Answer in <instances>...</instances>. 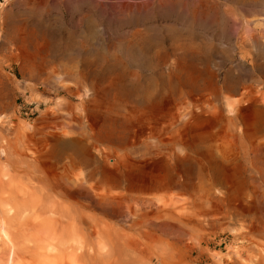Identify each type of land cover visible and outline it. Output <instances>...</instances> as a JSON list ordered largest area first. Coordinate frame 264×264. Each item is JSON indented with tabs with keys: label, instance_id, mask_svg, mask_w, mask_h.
Masks as SVG:
<instances>
[{
	"label": "rangeland",
	"instance_id": "obj_1",
	"mask_svg": "<svg viewBox=\"0 0 264 264\" xmlns=\"http://www.w3.org/2000/svg\"><path fill=\"white\" fill-rule=\"evenodd\" d=\"M0 130L3 209L36 174L91 185L43 255L6 207L0 264H264V0H8Z\"/></svg>",
	"mask_w": 264,
	"mask_h": 264
},
{
	"label": "bare ground",
	"instance_id": "obj_2",
	"mask_svg": "<svg viewBox=\"0 0 264 264\" xmlns=\"http://www.w3.org/2000/svg\"><path fill=\"white\" fill-rule=\"evenodd\" d=\"M245 95V94H244ZM243 97V96H242ZM243 99V98H242ZM229 100V99H228ZM230 107V109H233L234 107H233V104H230L229 105ZM232 112V111H231ZM231 118H233V117H231ZM232 121V120H231ZM2 126V125H1ZM4 126V125H3ZM2 126V127H3ZM5 127V126H4ZM4 127H3V129H4ZM30 128H32V127H30ZM30 128H28V129H30ZM2 129V128H1ZM1 131V130H0ZM6 133H8V132H6ZM0 139H1V137H0ZM17 141L18 140H16V142H15V144H17ZM119 141V140H118ZM0 142H2V141H0ZM4 143V142H3ZM111 143V142H110ZM138 143V142H137ZM47 144V143H46ZM47 146H48V144H47ZM120 146V145H119ZM44 148H45V146H44ZM1 149V148H0ZM46 149V148H45ZM44 149V150H45ZM49 149V148H48ZM44 150H42V151H44ZM41 151V150H40ZM61 151V150H60ZM45 152V151H44ZM58 152H59V150H58ZM59 154V153H58ZM108 154V153H107ZM39 155V154H38ZM82 155H83V153H82ZM86 155V154H85ZM40 156V155H39ZM49 156H51V155H49ZM59 156V155H58ZM66 156V155H65ZM79 156V155H78ZM108 156H110V155H108ZM178 156V155H177ZM53 157V156H52ZM64 157V156H63ZM100 157V156H99ZM98 157V158H99ZM186 157V156H185ZM38 158V157H37ZM59 158V157H58ZM66 158V157H65ZM81 158V157H80ZM98 158H96V157H94V156H86V157H84V156H82V161L84 162V163H87L88 165H94L93 167L97 170L98 168H96L97 166L96 165H98V164H100L101 162V160L100 159H98ZM104 158H106V156H104ZM112 158V157H111ZM177 158V157H176ZM188 158V157H187ZM189 158H190V156H189ZM62 159V158H61ZM102 159V158H101ZM108 159H110V158H108ZM75 160H77V158L75 159ZM177 160L179 161V159L177 158ZM185 160H186V158H185ZM78 161H79V159H78ZM81 161V160H80ZM81 161V162H82ZM105 161V160H104ZM107 161V160H106ZM181 161V160H180ZM182 161H183V159H182ZM182 161L180 162V163H182ZM188 162V161H187ZM186 162V163H187ZM189 162H190V160H189ZM188 162V163H189ZM75 163V162H74ZM190 164H192V163H190ZM193 165V164H192ZM41 166V165H40ZM183 166H184V164H183ZM36 167H38V166H36ZM35 167V168H36ZM193 167V166H192ZM39 168V167H38ZM36 169V170H39V169ZM187 168V167H186ZM29 171V170H28ZM35 171V170H34ZM33 171V172H34ZM39 171H41V170H39ZM188 171H190V170H188ZM32 172V171H31ZM31 172H29V174L30 175H32V173ZM43 172H45L44 170H43ZM42 172V173H43ZM90 172V171H89ZM35 173V172H34ZM38 173V172H37ZM46 173V172H45ZM27 174V173H26ZM25 174V176L26 177H28V175H26ZM47 174V173H46ZM45 174V175H46ZM49 174V173H48ZM47 174V175H48ZM88 174V173H87ZM97 174V173H96ZM95 173H94V171H93V169H92V172H90V174H89V178L90 179H92L95 175H96ZM98 174H99V172H98ZM109 174V173H108ZM113 174H116V173H113ZM9 175V174H8ZM35 175V174H34ZM37 175H39V174H36L34 177L35 178H37V181H38V184H36V186L35 187H33V190L31 191V193L29 192V194H30V197L26 200H24L23 201V199H24V197H22V195H20L19 197L21 198H19L21 201H23V202H20V203H18L19 202V200H17L18 202H17V204L15 203L16 202V197H15V195H14V200H15V204H11V202L9 201V197L7 198V196L5 197L4 196V199L5 198H7V199H5V200H8L7 201V203H6V201H5V207H4V209H6V207H7V216H5L6 214H4L5 212H6V210H4L3 209V204H1V203H3V201H1V203H0V216H5V218L6 217H8V215H11L12 217H15L16 219H17V221H18V223H19V225H18V227H19V229L17 228V230L19 231V233L21 234V235H25L27 238H29V240H34L35 241V247L36 248H40L39 250L37 249V251H39V252H41V251H44V250H41V248H46L48 245L50 246V245H52V244H54L55 243V241H61V240H59V239H63L64 237L66 238H68V236L69 235H71V239H72V235H74V234H70L71 233V230H72V224L73 223H71L70 222V220H69V216H70V213L69 214H66V212L65 213H61L60 215L59 214H57L58 212H59V206H57V204H59L60 206H61V201H59V203L57 202V204H56V201L53 199L54 197H58L59 195H60V197H61V199H62V197H64V200H69V198H71L70 197V191H72L73 190V188H75L77 185H73V183L74 182H76V183H78V188L80 189V190H84V191H86L87 192V194L88 193H90V189H91V185L89 186L88 185V187H90V189L86 186V184H85V182H82V181H84L83 179H81L82 181L80 182V180H79V182L77 181V179H76V181H74L73 183H72V186H74V187H72L71 185H70V181H69V179H68V177L66 178V176H65V178L64 177H62V179H60L59 181H57V179H58V177H56L57 179L55 180V179H50L51 177L50 176H43L42 177V174L41 175H39V177H37ZM44 175V174H43ZM10 176V175H9ZM87 176V175H86ZM106 176V175H105ZM184 176V175H183ZM182 176V177H183ZM5 177V176H4ZM4 177L2 178V179H4ZM7 177V176H6ZM5 177V178H6ZM11 177H12V175H11ZM30 178H32L31 176H29ZM100 177V176H99ZM186 177V176H185ZM8 178V177H7ZM29 178V179H30ZM70 178H72L71 176H70ZM81 178V177H80ZM85 178V177H84ZM28 179V180H29ZM33 179V178H32ZM79 179V178H78ZM88 179V178H87ZM97 179H99L98 177H97ZM11 181V178L9 177V179H8V181ZM17 180V179H16ZM34 180H36V179H34ZM71 180V179H70ZM114 180V179H113ZM187 180V179H186ZM9 181V182H10ZM13 181V180H12ZM14 181H15V179H14ZM72 181V180H71ZM89 181H91V180H89ZM183 181H185V180H183ZM32 182H33V180H32ZM35 182V181H34ZM95 182V181H94ZM19 183V182H18ZM188 184V181H186V182H182L181 180H180V178H178V177H175V178H172V185H174V186H181V185H185V184ZM5 184H7L6 183V180H5ZM5 184H4V182H3V185H2V188H3V190L5 189L4 188V186H5ZM12 184V183H11ZM29 184H31V183H29ZM28 184V185H29ZM35 184V183H34ZM8 185V184H7ZM28 185L26 186V187H28ZM33 184H31V186H32ZM10 186V185H9ZM9 186H7L8 187V189H10L9 188ZM186 186V185H185ZM1 187V186H0ZM6 187V186H5ZM21 187V186H20ZM24 187H25V185H24ZM30 187V186H29ZM28 187V188H29ZM72 187V188H71ZM93 187V186H92ZM31 188V187H30ZM29 188V189H30ZM7 189V188H6ZM21 189H22V187H21ZM2 190V189H1ZM0 190V191H1ZM10 190H12V189H10ZM25 190V192H26V194H28L27 193V191L26 190H28L27 188H25L24 189ZM75 190V189H74ZM9 190H7V192H8ZM79 191V190H78ZM77 191V192H78ZM12 192V191H11ZM16 192V191H15ZM80 192V191H79ZM5 193V192H4ZM9 193V192H8ZM14 193V192H13ZM21 193H23V192H21ZM2 194H3V191H2ZM7 194V193H6ZM25 193H23V195H24ZM28 194V195H29ZM59 194V195H58ZM92 194H93V192H92ZM92 194H89V195H91L92 196ZM8 195V194H7ZM18 195V194H17ZM56 195V196H55ZM58 195V196H57ZM80 195H81V193H80ZM79 195V196H80ZM85 195V194H84ZM124 195V194H123ZM1 196V195H0ZM13 196V195H12ZM12 196H10L11 197V200H13L12 199ZM25 196H27V195H25ZM72 196V195H71ZM83 196V195H82ZM95 196V198H98L97 197V195H94ZM122 196V195H121ZM101 197L102 196H100V199H101ZM106 198H107V196H105ZM108 197H110V196H108ZM89 198H91V197H89ZM88 198V199H89ZM119 198V197H118ZM128 198V197H127ZM3 198H1V200H2ZM86 199H87V197H86ZM93 199H94V197H93ZM92 199V200H93ZM99 199V200H100ZM129 199H131V198H129ZM133 199V198H132ZM48 200V201H47ZM56 200H57V198H56ZM63 200V201H64ZM90 200V199H89ZM98 200V199H97ZM103 200H105L104 198H103ZM138 200V199H137ZM137 200H136V202H137ZM146 199H144V201H145ZM94 201H96V200H94ZM106 201L111 205V204H113L114 202L116 203V202H121V201H118L117 200V198H115V197H110L109 199H106ZM106 201H104L105 203H106ZM123 201V200H122ZM133 200H131V202H132ZM139 201V200H138ZM146 201H148V200H146ZM151 201V200H150ZM153 201V200H152ZM10 202V203H9ZM64 202H66V201H64ZM69 203H72V202H70V201H68ZM89 202H91V201H89ZM125 202H126V199H125ZM154 202V201H153ZM13 203V202H12ZM68 203V204H69ZM87 203V202H86ZM96 203H98L97 201H96ZM100 203V202H99ZM98 203V204H99ZM107 203V204H108ZM128 203H129V200H128ZM133 203H135L134 201H133ZM142 203H143V201H142ZM9 204V205H8ZM65 204V203H64ZM91 204V203H90ZM101 204V203H100ZM99 204V205H100ZM118 204H120V203H118ZM125 203H121V207L124 205ZM137 204V203H136ZM136 204H135V206H136ZM10 207V209L8 208V206ZM66 205V204H65ZM103 206H104V204H102ZM101 205V206H102ZM116 205V204H115ZM71 206V205H70ZM103 206H102V208H103ZM138 206V205H137ZM2 207V208H1ZM59 207V208H58ZM62 207V206H61ZM68 207H69V205H68ZM68 207L67 206H64V208H67L68 209ZM75 207V206H74ZM73 207V208H74ZM112 207H114V206H111V208ZM119 207V206H118ZM128 207V206H127ZM78 208V207H77ZM76 208V209H77ZM131 208V207H130ZM3 209V210H2ZM9 209V210H8ZM62 209V208H61ZM66 209V210H67ZM70 209V208H69ZM116 209V208H115ZM117 209H119V208H117ZM124 209V208H123ZM65 210V211H66ZM71 210H72V212L73 213H76V211L74 212L73 211V209L71 208ZM121 210H122V208H121ZM121 210H120V212H121ZM126 210V212H127V210L128 209H124V210H122V212L123 211H125ZM141 210V209H140ZM82 211V209L80 208V211L79 212H81ZM114 211H117V210H114ZM119 211V210H118ZM71 212V211H70ZM71 212V213H72ZM84 212V211H83ZM83 212H82V214H83ZM136 212V211H135ZM11 213V214H10ZM72 213V214H73ZM125 213V212H124ZM130 213V212H129ZM134 213V212H133ZM4 214V215H3ZM71 214V215H72ZM119 214H121V213H119ZM57 215H59L58 217H57ZM122 215V214H121ZM67 217L66 218V221H65V218H64V220H63V217ZM130 216H131V214H130ZM78 217V216H77ZM81 217V214H80V216H79V218ZM82 217H83V215H82ZM86 217V216H85ZM85 217H83V218H85ZM70 218H71V216H70ZM73 218H74V215H73ZM78 218V219H79ZM88 217H86V219H87ZM1 219V218H0ZM8 219H10V218H8ZM7 219V220H8ZM2 220H3V218H2ZM74 220V219H73ZM80 220V219H79ZM10 221H12L11 223H12V225H13V219L11 218L10 219ZM1 222V221H0ZM5 221L3 220V223H4ZM9 222V220L7 221V223L5 224V225H7V226H5V227H8V223ZM74 222H76V220L74 221ZM82 223V222H81ZM1 224H2V222H1ZM75 224V223H74ZM73 224V225H74ZM78 224H80V223H78ZM83 224H85V223H83ZM11 225V226H12ZM82 225V224H81ZM2 226V225H1ZM10 226V225H9ZM75 227L77 226L76 224L74 225ZM73 226V227H74ZM78 227V226H77ZM76 227V228H77ZM83 227V226H82ZM81 226L79 227V228H81L82 230H83V228H82ZM9 228V227H8ZM79 228H77V230L79 229ZM5 230V229H4ZM76 229H73V231L72 232H74ZM2 231V232H1ZM87 231V230H86ZM0 232L3 234L4 233V231L1 229L0 230ZM5 232H7V230L5 231ZM76 232L77 231H75V234H76ZM80 233H83V232H81V230L79 231ZM88 232V231H87ZM5 235L6 234H8V233H4ZM4 234H3V236H2V238L4 237ZM11 234L13 235V232H11ZM10 234V235H11ZM16 234H17V232H16ZM15 234V235H16ZM84 234H86V233H84ZM15 235H14V237H15ZM78 235V234H77ZM88 235V234H87ZM86 235V236H87ZM17 236V235H16ZM24 236V237H25ZM59 236H61V237H59ZM85 236V237H86ZM6 237V236H5ZM8 237V236H7ZM24 238L25 239V241H26V239L27 238ZM59 237V238H58ZM63 237V238H62ZM1 238V237H0ZM1 238V239H2ZM12 238H13V236H12ZM65 239V240H68V239ZM74 238H75V235H74ZM0 239V240H1ZM4 239V238H3ZM2 239V240H3ZM7 239L8 238H6V240L5 241H7ZM24 239H23V241L22 242H24ZM1 240V241H2ZM11 240V239H10ZM28 240V239H27ZM64 240V239H63ZM76 241L78 240V239H75ZM81 240V239H80ZM80 240H78V241H80ZM9 241V240H8ZM15 241H17V239L15 240ZM14 240L13 241H11L12 243H14L15 242ZM19 241H21L19 238H18V243L20 244V242ZM21 242V243H22ZM28 242V241H27ZM68 242V241H67ZM2 243H4V241L2 242ZM32 243V242H31ZM57 243H59V242H57ZM9 244V243H8ZM11 244V243H10ZM60 244V243H59ZM4 245V244H3ZM14 246L16 245V244H13ZM12 245V246H13ZM22 245H26V244H23L22 243ZM47 245V246H46ZM55 246H56V244H54ZM53 245V246H54ZM63 244H60V247L62 246ZM0 246H2V244L0 245ZM7 246V245H6ZM8 246H10V245H8ZM13 246V247H14ZM17 246V245H16ZM19 246V245H18ZM20 246H21V244H20ZM48 246V247H49ZM13 247H11V249L13 248ZM23 247V246H22ZM26 247H28L27 245H26ZM48 247H47V249H48ZM69 247H71V246H69ZM2 248H3V246L1 247V250H2ZM25 248V247H24ZM23 248V249H24ZM68 248V247H67ZM67 248L65 249L66 251H67ZM4 249V248H3ZM8 249V248H7ZM18 249V248H17ZM22 249V248H21ZM31 249H33V248H31L30 247V250ZM47 249H45V250H47ZM18 250H20V248L18 249ZM35 250V248L33 249V251ZM61 250H63V249H61ZM69 250V249H68ZM4 251V250H3ZM9 251V250H8ZM7 251V252H8ZM11 251V250H10ZM25 251H26V249H25ZM32 251V250H31ZM65 251V252H66ZM72 251V250H71ZM1 252V251H0ZM17 252H19L18 253V256H19V254H20V256H22L21 255V253H25L26 254V252H23V250H21V253H20V251H17ZM35 252V251H34ZM47 252V251H46ZM53 252H56V250L55 251H53ZM52 252V253H53ZM59 252V251H58ZM58 252L57 253H55V254H58ZM61 252H63L64 253V251H61ZM60 252V253H61ZM67 252H69V251H67ZM2 253V252H1ZM10 253V252H9ZM15 253L16 252H13V254L15 255ZM36 253V252H35ZM34 253V254H35ZM45 253V252H44ZM44 253H42L41 252V255H43ZM47 253H49V252H47ZM51 253V252H50ZM60 253H59V255H60ZM70 253V252H69ZM74 253V252H73ZM12 254V253H11ZM24 254V255H25ZM28 254V253H27ZM27 254H26V256H27ZM34 254H32L33 256H34ZM54 254V253H53ZM53 254H51V255H53ZM75 254V253H74ZM9 255V254H8ZM13 255V256H14ZM51 255H49V256H51ZM63 255V254H62ZM64 255H66V253L64 254ZM71 255V254H70ZM73 255V254H72ZM39 256H40V254H39ZM68 256V255H67ZM79 256V255H78ZM15 257V256H14ZM29 257H30V254H29ZM41 257H43V256H41ZM70 257V256H69ZM81 257V256H80ZM22 258H24V256L22 257ZM40 258V257H39ZM46 258H48V257H46ZM46 258H41V259H43V261H45V262H52V261H46V260H44V259H46ZM61 258V257H60ZM11 259V258H10ZM14 259H16V258H14ZM50 259V258H49ZM26 260H28V259H26ZM38 260V259H37ZM60 260H62V259H60ZM72 260V259H71ZM96 260V259H95ZM136 260V259H135ZM42 261V260H41ZM105 261V260H104ZM134 263L133 264H135V261L134 260H132ZM137 261V260H136ZM59 262V261H58ZM63 261H61V263H62ZM66 262L68 263V261L66 260ZM0 263H1V261H0ZM32 263H33V261H32ZM60 263V264H61ZM63 263H65V261L63 262ZM66 263V264H67ZM70 263V262H69ZM76 263H77V261H76ZM75 263V261H74V264H76ZM106 263V262H105ZM11 264V263H10ZM78 264V263H77ZM103 264V263H102ZM136 264H138L137 262H136Z\"/></svg>",
	"mask_w": 264,
	"mask_h": 264
},
{
	"label": "built area",
	"instance_id": "obj_3",
	"mask_svg": "<svg viewBox=\"0 0 264 264\" xmlns=\"http://www.w3.org/2000/svg\"><path fill=\"white\" fill-rule=\"evenodd\" d=\"M7 1H8V0H0V6H1L2 4H5Z\"/></svg>",
	"mask_w": 264,
	"mask_h": 264
}]
</instances>
